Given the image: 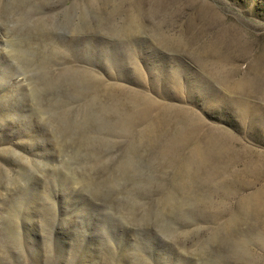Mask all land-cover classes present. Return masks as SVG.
Here are the masks:
<instances>
[{
	"label": "rangeland",
	"instance_id": "374dc122",
	"mask_svg": "<svg viewBox=\"0 0 264 264\" xmlns=\"http://www.w3.org/2000/svg\"><path fill=\"white\" fill-rule=\"evenodd\" d=\"M262 56L264 0H0V264H264Z\"/></svg>",
	"mask_w": 264,
	"mask_h": 264
},
{
	"label": "bare ground",
	"instance_id": "6f19581e",
	"mask_svg": "<svg viewBox=\"0 0 264 264\" xmlns=\"http://www.w3.org/2000/svg\"><path fill=\"white\" fill-rule=\"evenodd\" d=\"M160 39H161V42L163 44L164 43L163 42L164 38L160 37ZM165 44L169 45L170 43L169 44L168 43H164L163 45H165ZM174 45H176V47H178V46H180L182 44L180 43V44H174ZM215 48H216L215 46L206 47L205 51L208 54L207 57H209V56H213V57L217 56L218 58L222 57L220 52L218 50H215ZM198 57L200 58V59H198L199 62H201V64L203 66H205L206 65L205 64V61H206L205 56H198ZM213 65L216 67V70L214 71L215 76L216 77L219 76L220 77L219 80L232 93L242 94L243 96L247 97V96H251L250 94H248V92H250L252 94H258V95H261V96L264 97V56H262L259 60H257L256 64H252L251 65L250 71L253 72L252 73L253 75H251V76H243V77L235 79L233 81H232V78H231V76L234 74L232 70L227 71V72L226 71L225 72L224 71L221 72L218 69V68H220V67H222L224 65L223 62L221 61V59H218L216 62L213 63ZM237 94H233L234 96L233 95H229L228 99H222V100L229 101V102H231V104H235L240 110L241 109L245 110L246 108L250 107L249 102L246 100L248 98L236 97ZM156 105L157 104L154 103V102L145 101L143 103V107L142 108H138L136 110V112H134V114H132L129 117L127 116V118H130V117H132V118L133 117L144 118L147 115V113L149 112V110L152 109L153 107H155ZM245 115L249 116L248 113H245ZM258 116L259 115L255 114V116L251 115L250 117L252 118V121H255L256 119H258ZM158 122H162V119L158 120ZM195 125H197V124L192 123V125L190 127V130H189V133H194L195 132V131L192 132V128H195V130H197ZM155 128L152 127L151 129H152V132H154L153 134L157 135V133H155V131H156ZM218 135L217 134L216 135L215 134L206 135L205 137L207 139L204 140L202 143H199L193 150V159L196 161L197 165H200V169L201 170H205L207 168L205 166L206 164H208V163L212 164V162L214 163V161H216L217 159H219L221 157L227 158L228 155H229L230 157L233 156V158H234V156H237L236 151L231 146H229L228 143H226L225 139L223 140L225 144L221 143V141L219 140V136ZM254 164H256V163H254ZM257 197H259V201H260V203L262 205V209L264 210V188H262L261 191H259L257 193Z\"/></svg>",
	"mask_w": 264,
	"mask_h": 264
}]
</instances>
